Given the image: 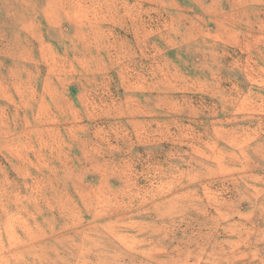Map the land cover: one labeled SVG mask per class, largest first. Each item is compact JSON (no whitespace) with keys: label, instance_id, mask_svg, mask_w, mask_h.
Listing matches in <instances>:
<instances>
[{"label":"rangeland","instance_id":"1","mask_svg":"<svg viewBox=\"0 0 264 264\" xmlns=\"http://www.w3.org/2000/svg\"><path fill=\"white\" fill-rule=\"evenodd\" d=\"M0 264H264V0H0Z\"/></svg>","mask_w":264,"mask_h":264}]
</instances>
